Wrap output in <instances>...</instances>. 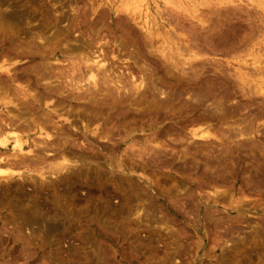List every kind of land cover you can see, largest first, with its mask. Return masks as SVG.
I'll list each match as a JSON object with an SVG mask.
<instances>
[{
  "label": "rangeland",
  "instance_id": "1",
  "mask_svg": "<svg viewBox=\"0 0 264 264\" xmlns=\"http://www.w3.org/2000/svg\"><path fill=\"white\" fill-rule=\"evenodd\" d=\"M3 63L0 264H264V0H0Z\"/></svg>",
  "mask_w": 264,
  "mask_h": 264
},
{
  "label": "bare ground",
  "instance_id": "2",
  "mask_svg": "<svg viewBox=\"0 0 264 264\" xmlns=\"http://www.w3.org/2000/svg\"><path fill=\"white\" fill-rule=\"evenodd\" d=\"M167 1V0H166ZM170 1V0H169ZM167 3H169V2H167ZM130 6L129 5H125V8H129ZM159 14V13H158ZM138 16V15H137ZM147 23V22H146ZM95 41V40H94ZM93 41V42H94ZM92 42V41H91ZM97 42V41H96ZM96 42H94V43H92V44H96ZM101 42V41H100ZM103 42V41H102ZM96 46V45H95ZM103 48V47H102ZM99 50H100V48H99ZM90 53V52H89ZM99 53V52H98ZM60 54V53H59ZM92 54V53H91ZM96 54V53H95ZM113 54V53H112ZM85 56V55H84ZM87 56V55H86ZM82 57V58H78V59H74L75 61H77L78 63H69V67H67V69H68V71L66 72L65 70H67L66 69V67H59L58 69H60V71L57 73V75H58V77H57V79L58 80H60V84L61 85H64L65 87V89H72V90H74V91H80V90H84L86 93L88 92H90L91 90H90V88L92 87L93 89L95 88H99V87H103V86H107V85H109V84H111V83H113L112 82V79H111V81L109 80V75H106L107 74V71L105 70V63H106V57L107 56H102L100 59H99V56H97L96 57V59H94V58H90L89 59V57ZM93 56V55H92ZM101 56V55H100ZM78 57V56H77ZM91 57V56H90ZM66 61H70V60H73L72 58H66L65 59ZM89 61H91V62H93V65H88L87 63L89 62ZM51 66V65H50ZM45 67V66H44ZM41 68V67H40ZM45 68H47V65H46V67ZM44 68V70H46ZM51 68V67H50ZM49 68V69H50ZM56 69V67L54 68V70ZM51 70V69H50ZM47 71V70H46ZM52 71V70H51ZM56 71H57V69H56ZM56 71H55V73H56ZM9 72V68L7 67V65L5 64V63H3V64H1L0 65V73H3V74H7ZM45 72V71H44ZM48 72V71H47ZM50 72V71H49ZM39 73H40V71H39ZM46 73V72H45ZM110 73V72H109ZM45 75V74H44ZM53 75V77L54 76H56V75H54V73L52 74ZM42 76V75H41ZM49 77H51L50 75H48ZM48 77V78H49ZM52 78V77H51ZM45 79V78H44ZM52 79H54V78H52ZM1 80V79H0ZM41 80V79H40ZM43 80V79H42ZM47 80H49V79H47ZM115 81V80H114ZM51 83V82H50ZM117 83H119L118 81H117ZM142 83H143V81L141 80L140 81V83L138 84L137 83V86H136V89H139L140 87H141V85H142ZM113 84H115V83H113ZM116 85V84H115ZM145 85V84H144ZM118 87V86H117ZM125 87V86H124ZM104 88H106V87H104ZM103 88V89H104ZM108 89H109V87H107ZM119 88H121V87H118V88H116V89H118V91H119ZM123 88V87H122ZM44 89H47V88H44ZM54 89V88H53ZM61 89V88H60ZM107 89V90H108ZM113 89V88H112ZM99 90V89H98ZM101 90V89H100ZM105 90V89H104ZM107 90H106V92H107ZM114 90V89H113ZM123 90V89H122ZM62 91V90H61ZM71 91V90H70ZM136 91H139V90H136ZM56 92H57V90H56ZM92 92V91H91ZM90 92V93H91ZM94 92V91H93ZM96 92H97V90H96ZM102 92V91H101ZM111 92V91H110ZM109 92V93H110ZM114 92H116V91H114ZM120 92V91H119ZM48 93V92H47ZM79 93V92H78ZM84 93V92H83ZM82 93V97H86V93H85V95ZM88 93H87V96H88ZM95 93V92H94ZM98 93V92H97ZM96 93V94H97ZM98 94H100V93H98ZM97 94V95H98ZM5 95V94H4ZM21 95V94H20ZM80 95V94H79ZM90 95V94H89ZM93 94L91 93V96H92ZM95 95V94H94ZM31 96V95H30ZM28 97V96H27ZM78 97H80V96H78ZM96 97V96H95ZM89 98H92V97H90L89 96ZM97 98V97H96ZM80 99V98H79ZM86 99V98H85ZM88 99V98H87ZM94 101V100H93ZM7 110V109H6ZM9 112V111H8ZM4 113V112H3ZM1 114V113H0ZM5 115V114H4ZM10 115V114H9ZM53 116V115H52ZM1 117H2V115H1ZM7 117H10V116H8L7 115ZM11 118V117H10ZM13 119V118H12ZM48 119V118H47ZM2 120V119H1ZM10 120V119H9ZM15 120V119H14ZM3 121V120H2ZM4 121H5V119H4ZM3 121V122H4ZM11 121V120H10ZM6 122V121H5ZM14 123V122H13ZM54 123V122H53ZM9 125V124H8ZM55 125V124H54ZM10 126H11V123H10ZM13 126V125H12ZM21 126V125H20ZM4 128H6L5 127V125H4ZM10 128H12L13 129V127H9V129ZM28 128V127H27ZM8 129V128H7ZM6 129V130H7ZM12 129L8 132V133H5L4 135H2V134H0V148L2 149H4L5 147H7L8 146V144H9V141H10V138H13V140H14V146L13 147H15V148H18V149H20V145H19V141H17L16 140V138L15 137H12V136H14L13 134H14V132L12 131ZM41 129V128H40ZM49 134V133H48ZM65 134V133H64ZM47 137H48V135H46ZM204 136H206L205 134H201L200 135V137L201 138H203ZM51 137V136H50ZM50 137H48V138H50ZM199 137V138H200ZM32 142V141H31ZM36 148V147H35ZM30 149H32V148H30ZM14 150V149H13ZM28 153H30L31 151H27ZM33 153V152H32ZM27 154V153H26ZM10 155V154H9ZM28 155V154H27ZM34 155V154H33ZM30 156V155H29ZM68 156V155H67ZM12 157V156H11ZM10 157V158H11ZM15 157L16 156H14V159H15ZM66 157V156H65ZM77 157V156H76ZM79 157V156H78ZM17 158V157H16ZM28 158V157H27ZM38 158V157H37ZM68 158H70V157H68ZM32 159V158H31ZM30 159V160H31ZM34 159H36L35 157H34ZM71 159V158H70ZM69 159V160H70ZM80 159V158H79ZM16 160V159H15ZM38 160V159H37ZM14 161V160H13ZM20 161V160H19ZM18 161V162H19ZM16 162V161H15ZM34 162V161H33ZM36 162V161H35ZM66 163H67V161H66ZM6 164H7V162H6ZM9 164V163H8ZM25 164V163H24ZM14 165V164H13ZM27 166V165H26ZM29 166V165H28ZM31 166V165H30ZM63 166V165H62ZM15 167H16V164H15ZM14 167V168H15ZM65 169V168H64ZM21 173V171L20 170H6V169H3V168H0V178L1 177H4V176H19V174Z\"/></svg>",
  "mask_w": 264,
  "mask_h": 264
}]
</instances>
